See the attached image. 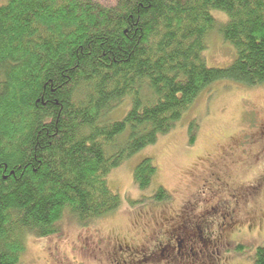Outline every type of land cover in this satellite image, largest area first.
<instances>
[{
	"label": "trees",
	"instance_id": "16d2710c",
	"mask_svg": "<svg viewBox=\"0 0 264 264\" xmlns=\"http://www.w3.org/2000/svg\"><path fill=\"white\" fill-rule=\"evenodd\" d=\"M215 32L236 53L226 68L204 57ZM219 81L264 86V0L0 6V264H20L26 238L57 234L66 215L86 227L118 212L112 171L169 134ZM128 97L127 116L110 121ZM157 172L144 160L135 185L147 190ZM153 199L171 196L161 187ZM254 261L264 264V248Z\"/></svg>",
	"mask_w": 264,
	"mask_h": 264
},
{
	"label": "rangeland",
	"instance_id": "374dc122",
	"mask_svg": "<svg viewBox=\"0 0 264 264\" xmlns=\"http://www.w3.org/2000/svg\"><path fill=\"white\" fill-rule=\"evenodd\" d=\"M7 2L0 0V6ZM212 15L220 23L228 20L222 12ZM204 57L208 67L226 68L236 53L215 32L207 40ZM131 106L128 97L108 119L123 120ZM193 122L198 127L195 143L190 145ZM146 159L152 160L158 172L151 187L141 191L134 183V171ZM212 173L246 196L237 221L244 232L234 238L238 246L217 256L218 264H255L258 248H264V183L256 181L264 178V86L247 88L231 81L212 84L169 134L109 175L110 189L123 199L118 212L86 227L66 215L57 234L26 238L20 264H163L166 250L154 247L157 241L166 245L169 237L158 235L169 236L183 225L180 219L185 209L199 199L202 181ZM161 187L170 200L153 199Z\"/></svg>",
	"mask_w": 264,
	"mask_h": 264
},
{
	"label": "flooded vegetation",
	"instance_id": "af4514ba",
	"mask_svg": "<svg viewBox=\"0 0 264 264\" xmlns=\"http://www.w3.org/2000/svg\"><path fill=\"white\" fill-rule=\"evenodd\" d=\"M227 181L215 173L204 179L199 199L185 209L180 219L183 225L170 231L169 236L163 232L158 235L169 237L166 245L157 241L154 247L159 252L166 250L163 264H218L217 256L238 246L234 238L244 232L237 221L246 196L232 190ZM256 181L262 184L264 178Z\"/></svg>",
	"mask_w": 264,
	"mask_h": 264
}]
</instances>
